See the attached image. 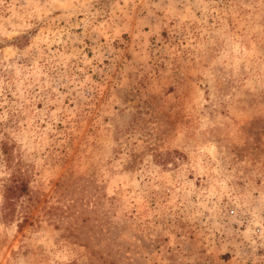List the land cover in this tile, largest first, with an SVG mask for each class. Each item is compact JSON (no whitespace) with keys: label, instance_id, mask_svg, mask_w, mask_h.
I'll return each mask as SVG.
<instances>
[{"label":"rangeland","instance_id":"obj_1","mask_svg":"<svg viewBox=\"0 0 264 264\" xmlns=\"http://www.w3.org/2000/svg\"><path fill=\"white\" fill-rule=\"evenodd\" d=\"M0 264H264V0H0Z\"/></svg>","mask_w":264,"mask_h":264},{"label":"trees","instance_id":"obj_2","mask_svg":"<svg viewBox=\"0 0 264 264\" xmlns=\"http://www.w3.org/2000/svg\"><path fill=\"white\" fill-rule=\"evenodd\" d=\"M20 183H14L11 187L8 189L7 199L14 197L16 195H19L20 192H22L25 188H21Z\"/></svg>","mask_w":264,"mask_h":264}]
</instances>
